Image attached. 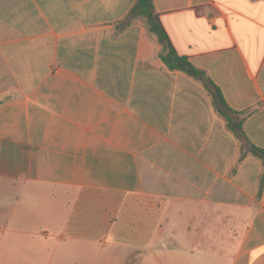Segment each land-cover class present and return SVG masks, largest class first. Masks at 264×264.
Masks as SVG:
<instances>
[{
  "label": "crops",
  "instance_id": "0c3cea01",
  "mask_svg": "<svg viewBox=\"0 0 264 264\" xmlns=\"http://www.w3.org/2000/svg\"><path fill=\"white\" fill-rule=\"evenodd\" d=\"M136 2L0 0L3 247L17 264H264V161L166 66ZM154 4L264 148V0Z\"/></svg>",
  "mask_w": 264,
  "mask_h": 264
},
{
  "label": "trees",
  "instance_id": "16d2710c",
  "mask_svg": "<svg viewBox=\"0 0 264 264\" xmlns=\"http://www.w3.org/2000/svg\"><path fill=\"white\" fill-rule=\"evenodd\" d=\"M133 17L145 19L149 30L157 36L162 45L159 56L170 70L185 72L204 83V86L212 98L215 111L226 120L228 128L241 143V159L247 154H254L264 161V148L248 142L244 130V123L247 117L246 113L231 107L221 87L217 85L212 78L207 76L204 70L197 67L188 56L181 55L177 52L168 32L160 20L159 14L156 12L154 0H137L128 15V18ZM244 142L247 144L245 145Z\"/></svg>",
  "mask_w": 264,
  "mask_h": 264
},
{
  "label": "rangeland",
  "instance_id": "374dc122",
  "mask_svg": "<svg viewBox=\"0 0 264 264\" xmlns=\"http://www.w3.org/2000/svg\"><path fill=\"white\" fill-rule=\"evenodd\" d=\"M244 144L246 145L247 143L244 142ZM5 239V235L3 236V234H1L0 232V264H17V261L14 259V260H11L9 258V255L7 254L8 252L4 249V241ZM6 262V263H4Z\"/></svg>",
  "mask_w": 264,
  "mask_h": 264
}]
</instances>
